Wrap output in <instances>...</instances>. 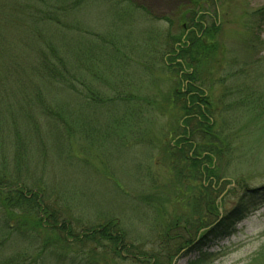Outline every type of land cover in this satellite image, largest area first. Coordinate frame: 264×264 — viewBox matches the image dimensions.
I'll return each instance as SVG.
<instances>
[{
    "label": "rangeland",
    "instance_id": "1",
    "mask_svg": "<svg viewBox=\"0 0 264 264\" xmlns=\"http://www.w3.org/2000/svg\"><path fill=\"white\" fill-rule=\"evenodd\" d=\"M100 1L76 12L72 18L78 29L96 30L106 40L114 41L118 52L122 50L119 55L116 50L105 51L112 58H108L109 76L102 84L107 97L114 98V102L83 105L76 95L63 91L55 95L57 113L64 112V117L68 115L78 124H83L78 117L89 120L81 129L87 136L73 133L67 149L61 134L46 130L38 123V152L42 154L39 166L45 171L43 181L54 189L53 195L57 194L47 204L55 198L61 199L59 205L66 208L65 213L69 212L74 233L113 220L117 223V230L113 228V232L124 234L128 250L132 247L138 258L145 254L148 256L145 258L150 256L162 261L170 255L172 264H264L263 261L253 263L264 247V101L255 100L254 107L240 108L239 104L234 107L239 94L231 93L235 90L229 86L224 73L218 69L212 77L203 79L209 92L210 119L223 134L231 135V150L216 163L220 179L214 183L218 211L225 215L241 206L247 217L233 227L230 236L203 235L205 230H202L194 237L192 226L197 225L201 210L194 211L187 205L182 193L185 190L179 188L177 162L166 153L169 141L178 134L177 126L182 118L179 101L182 100L173 96L175 105L169 103L175 90L174 77L165 73L162 60L158 62L155 58L166 35L180 33V27L185 25L181 13L189 5L183 7L180 0H132L149 15L141 16L124 3L111 7L106 0ZM263 7L264 0H214L195 9L206 16L197 17L204 26L218 23L216 41L221 52L218 63L222 64L216 67H224L225 72L231 67L237 74L264 59V50L259 44L264 41V18L261 21L256 14ZM156 31L163 37L154 39ZM71 45L76 56L78 45L73 42ZM151 45L153 50H146ZM250 45H255V49ZM166 60L164 56L163 62ZM252 72L262 75L264 65L254 67ZM250 82L264 93V78L257 82L250 79ZM121 86L125 87L124 91L128 90L121 98L132 97L136 105H132V111L125 118L126 125L118 128L110 123L120 121L125 106L115 99L119 93L115 87L121 91ZM18 95H10L11 101L21 100ZM33 176L39 177L40 170H35ZM201 184L211 185L210 181H201ZM45 239H49L46 251L49 254L87 257V262L94 256L91 264H101L107 257V264L142 261L134 263L124 255L120 257L123 261H109V256L102 258L107 247L79 246L71 241L60 244L51 232L38 230V244ZM186 241L190 245L177 253V248ZM58 260L50 257L46 264H68ZM40 263L39 254L38 259L28 258V264Z\"/></svg>",
    "mask_w": 264,
    "mask_h": 264
},
{
    "label": "trees",
    "instance_id": "2",
    "mask_svg": "<svg viewBox=\"0 0 264 264\" xmlns=\"http://www.w3.org/2000/svg\"><path fill=\"white\" fill-rule=\"evenodd\" d=\"M210 1L214 2L179 1L183 7L189 5L181 13L184 19L181 21L185 25L180 27L178 35H166L162 48H157L155 58L158 62L161 59L162 70L171 78L174 77L175 90L172 91L169 103L175 105L173 96H179L182 100L179 101L182 118L177 126L178 134L169 141L166 153L177 162L179 188L185 190L182 193L187 205L194 211L198 208L201 210L197 225L192 226L195 230L194 237L205 230L203 235L211 233L224 238L234 232L233 227L247 217V212L241 206L225 215L219 214L218 211L220 206L216 202L218 197L214 183L220 179L217 176L216 163L231 150V135L223 134V130H219L216 123L210 119L211 114L207 108V102L210 101L209 92L204 87L203 79L221 71L229 86L235 90L231 93L239 94H236L239 100L233 102L234 107L236 104H239L240 108L245 105L254 107L255 100L264 101V93L253 86L250 79L260 81L264 78V73L259 75L252 72V69L264 65V59L250 67L247 66V69L243 68L241 72L237 71V74L234 68L230 67L225 72L224 67H216L222 64L218 63V55H221L220 44L216 41V34L220 30L218 23L204 26L197 20L200 14L195 10L210 4ZM99 2L101 1L0 0V264H28V258L38 259V254L41 256L40 264L48 263L50 257H58L59 262L68 264H91V261H95L94 256L87 262V257L79 259L49 254L46 252L49 239L38 244V230L51 232L52 237L61 242L60 244L67 245L71 241L79 246L91 244L94 247H107V251L103 250L102 258L109 256V261H123L126 257L134 263L141 259L139 264L173 262L170 255L162 261L150 256L145 258L148 257L145 254L138 258L140 256L132 252V247V250H128L124 234L120 231L113 232V228L117 230V223H113V220H106L105 224L97 228L90 227L74 233L69 212L65 213L66 208L64 210V207L60 206L61 199L54 197V202L47 204V200L57 194L53 195L54 189L43 181L45 171L39 166L42 154L38 152V123L46 130L61 134V138L66 140L67 149L70 137L75 135L73 133L87 136L84 132L82 134L81 129L89 120L82 121L78 117L83 123L78 124L68 115L64 117V112L57 113L55 95L58 91L70 96L76 95L83 105H110L114 102V98L107 97L102 81H106L109 76L108 58H112L105 51L116 50L117 53V44L106 40L96 30L78 29L75 18H72L76 12ZM106 2L111 7L124 3L141 16H149L145 9L132 0ZM256 14L262 21L264 7ZM200 16L203 18L205 15ZM40 36L44 38L40 39ZM162 37L160 31L155 32L154 39ZM72 42L78 45L76 56ZM259 44L264 50V41ZM153 48L154 45H151L146 50ZM250 48L255 49V45H250ZM121 51L119 49L116 55ZM164 56H167L166 63L165 60L163 62ZM123 58L121 55V61ZM122 88L119 91L115 87L119 92L115 99L125 105L121 119L110 123L118 128L126 125L125 118L132 111V105H136V100L132 97L121 98V94L128 92L124 91L125 87ZM244 91H247V94ZM10 95H18L22 99L14 98L11 101ZM98 98L102 101L98 102ZM38 169L40 176L35 178L33 175ZM201 181H210L211 185H203ZM189 245L190 242L186 241L176 252L183 251ZM121 255H124L123 259L120 258ZM106 259L108 257L101 264H107ZM255 261L264 262V247L257 253L253 263Z\"/></svg>",
    "mask_w": 264,
    "mask_h": 264
}]
</instances>
